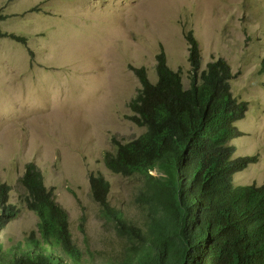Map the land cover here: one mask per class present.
I'll list each match as a JSON object with an SVG mask.
<instances>
[{
    "label": "rangeland",
    "instance_id": "1",
    "mask_svg": "<svg viewBox=\"0 0 264 264\" xmlns=\"http://www.w3.org/2000/svg\"><path fill=\"white\" fill-rule=\"evenodd\" d=\"M0 9L11 15L1 31L28 38L24 45L0 37V185L10 186L7 203L20 211L0 233L4 250L39 237L22 184L34 164L69 215L76 258H125L130 241L92 200L89 177L109 181L111 206L145 230V181L115 174L105 156L116 151L113 139L125 143L146 132L128 118L143 89L133 69L145 68L156 84L164 53L190 88V30L201 45L202 71L223 58L235 76L233 95L248 105L237 122L235 156L259 162L234 183H264V0H0Z\"/></svg>",
    "mask_w": 264,
    "mask_h": 264
},
{
    "label": "trees",
    "instance_id": "2",
    "mask_svg": "<svg viewBox=\"0 0 264 264\" xmlns=\"http://www.w3.org/2000/svg\"><path fill=\"white\" fill-rule=\"evenodd\" d=\"M4 14L0 9V23L11 17ZM0 37L28 45L27 37L1 29ZM186 39L193 67L190 88L181 73L169 69L164 53L156 84L145 68L133 69L143 89L131 102L128 118L146 132L125 143L113 139L116 151L105 156L115 174L145 181L141 195L150 208L145 230L111 206L109 181L89 177L92 200L115 219L119 234L131 244L122 261L106 264H264V184L234 183L237 173L257 161L256 156L233 157L231 143L240 136L236 122L248 105L233 95L227 62L217 60L202 71L194 31ZM22 184L26 204L39 218V237L33 234L8 250L0 241V264H88L74 255L80 250L73 244L69 215L34 164L28 165ZM10 190L0 185V233L20 212L7 203Z\"/></svg>",
    "mask_w": 264,
    "mask_h": 264
},
{
    "label": "clouds",
    "instance_id": "3",
    "mask_svg": "<svg viewBox=\"0 0 264 264\" xmlns=\"http://www.w3.org/2000/svg\"><path fill=\"white\" fill-rule=\"evenodd\" d=\"M193 31V30H192ZM187 40V39H186ZM188 41V40H187ZM215 58H213V60H214ZM219 60H224L223 58L222 59H219ZM228 64V63H227ZM229 65V64H228ZM230 67V66H229ZM231 68V67H230ZM231 73H232V75H233V79H235V76H234V73H233V71H232V69H231ZM261 73H263L264 74V69H263V72H261ZM246 112H248V109H247V111ZM246 115V114H245ZM245 118V117H244ZM244 118H242V119H244ZM239 121H241V120H239ZM238 122V121H237ZM237 122H236V124H237ZM237 127H238V125H237ZM239 129V128H238ZM240 136H242V134H240ZM239 136V137H240ZM238 138V137H237ZM236 138V139H237ZM236 139H233V141L234 140H236ZM233 141H232V146L235 148V145L233 144ZM235 153H236V150L234 151V155H233V157H247V156H235ZM256 156V155H255ZM250 157H252V156H250ZM257 157V156H256ZM259 162V160H258V157H257V161H256V164ZM251 165V164H250ZM250 165L248 166V167H250ZM247 167V168H248ZM246 168V169H247ZM246 169H244L243 171H245ZM243 171H241V172H243ZM240 173V172H239ZM238 174V173H237ZM252 184H257V183H252ZM264 184V183H263ZM263 184H257V185H263ZM236 185H246V184H236ZM251 185V184H250Z\"/></svg>",
    "mask_w": 264,
    "mask_h": 264
}]
</instances>
